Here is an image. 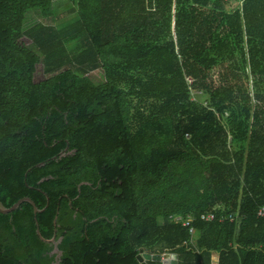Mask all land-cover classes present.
Wrapping results in <instances>:
<instances>
[{"label":"trees","instance_id":"trees-1","mask_svg":"<svg viewBox=\"0 0 264 264\" xmlns=\"http://www.w3.org/2000/svg\"><path fill=\"white\" fill-rule=\"evenodd\" d=\"M68 9L0 0V264H264V0Z\"/></svg>","mask_w":264,"mask_h":264},{"label":"water","instance_id":"water-1","mask_svg":"<svg viewBox=\"0 0 264 264\" xmlns=\"http://www.w3.org/2000/svg\"><path fill=\"white\" fill-rule=\"evenodd\" d=\"M24 202H29L32 204V206L34 207L35 214L43 212V210L38 209V207L36 206V204L33 202V200L30 197H24V198L19 199L18 202L15 203L11 208H6L0 200V213H2V214L11 213V212L17 210L22 205V203H24ZM39 234L42 235L40 230H39ZM42 238L46 242L55 243V238L52 240H47L44 237H42ZM56 251H58V248L56 249ZM138 259L141 263H143L145 261H154V262H159L161 264H178V256L176 254H170V253L165 254V255H161V254H149L147 252H145V253L142 252L138 256Z\"/></svg>","mask_w":264,"mask_h":264},{"label":"built area","instance_id":"built-area-1","mask_svg":"<svg viewBox=\"0 0 264 264\" xmlns=\"http://www.w3.org/2000/svg\"><path fill=\"white\" fill-rule=\"evenodd\" d=\"M189 82H191V79H189ZM257 216H258V218L264 219V206L258 210ZM174 219L176 222L182 223V225L184 227H189L190 228V230H189L190 234H194V228L191 227V224L194 221V217L189 216L187 218H183L182 216H175ZM235 219H236V217L232 214L217 216L214 213H210V214H202L200 216V220L203 222H214L216 220H218L220 223H223L226 221L234 222ZM163 255H165V254H163Z\"/></svg>","mask_w":264,"mask_h":264},{"label":"rangeland","instance_id":"rangeland-1","mask_svg":"<svg viewBox=\"0 0 264 264\" xmlns=\"http://www.w3.org/2000/svg\"><path fill=\"white\" fill-rule=\"evenodd\" d=\"M55 6H56V10H57L59 18L61 20H63L64 18H67L68 10H69L68 9V0H55ZM41 18L42 17H41L39 12H31L28 14L27 24L30 25L35 20L43 21ZM90 75L95 79H100V77H102V73H100L99 70H95ZM196 93L197 92L193 91L194 98L196 97ZM197 96H198V94H197ZM204 105H206V102H204ZM166 254H168V253H166ZM215 258L216 257H214V260H215Z\"/></svg>","mask_w":264,"mask_h":264},{"label":"crops","instance_id":"crops-1","mask_svg":"<svg viewBox=\"0 0 264 264\" xmlns=\"http://www.w3.org/2000/svg\"><path fill=\"white\" fill-rule=\"evenodd\" d=\"M217 260H218V259H217V257H216L215 260H214V262H217Z\"/></svg>","mask_w":264,"mask_h":264}]
</instances>
